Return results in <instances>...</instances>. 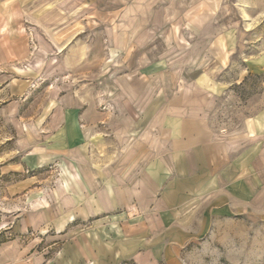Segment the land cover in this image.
Listing matches in <instances>:
<instances>
[{
	"label": "rangeland",
	"instance_id": "obj_1",
	"mask_svg": "<svg viewBox=\"0 0 264 264\" xmlns=\"http://www.w3.org/2000/svg\"><path fill=\"white\" fill-rule=\"evenodd\" d=\"M182 95L224 135L264 126V0H0V246L20 241L17 264H141L129 244L163 251L170 240L135 206L85 216L79 170L111 168L145 111ZM71 114L86 153L64 142ZM146 257L264 264V195L171 259Z\"/></svg>",
	"mask_w": 264,
	"mask_h": 264
},
{
	"label": "crops",
	"instance_id": "obj_2",
	"mask_svg": "<svg viewBox=\"0 0 264 264\" xmlns=\"http://www.w3.org/2000/svg\"><path fill=\"white\" fill-rule=\"evenodd\" d=\"M182 96L145 111L141 135L127 138L111 168L90 161L79 170L85 216L135 206L154 223L151 232L170 240L163 251L129 244L141 264H156L151 254L171 259L215 221L247 211L264 195V126L253 121L239 136L224 135L211 127L205 102ZM73 116L64 142L83 153L89 138L82 129L75 138L80 122ZM22 249L17 239L0 246V264H17Z\"/></svg>",
	"mask_w": 264,
	"mask_h": 264
}]
</instances>
